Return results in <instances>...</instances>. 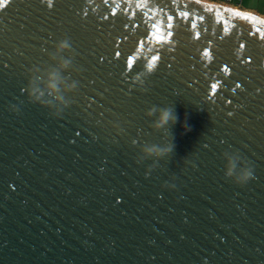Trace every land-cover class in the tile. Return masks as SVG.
Segmentation results:
<instances>
[{"label":"water","instance_id":"1","mask_svg":"<svg viewBox=\"0 0 264 264\" xmlns=\"http://www.w3.org/2000/svg\"><path fill=\"white\" fill-rule=\"evenodd\" d=\"M64 59L67 106L31 102L29 78ZM163 109L178 122L157 128ZM0 264H264V18L205 0L0 10Z\"/></svg>","mask_w":264,"mask_h":264},{"label":"clouds","instance_id":"2","mask_svg":"<svg viewBox=\"0 0 264 264\" xmlns=\"http://www.w3.org/2000/svg\"><path fill=\"white\" fill-rule=\"evenodd\" d=\"M47 4L49 8L52 7L53 3ZM57 51H64L71 47L68 39H63L58 42L57 44ZM55 59V57H53ZM71 61L68 59H64L58 68H54L51 71L46 72L45 75H35L33 77L29 78L28 85L24 89L25 92H27L29 99L33 103H40L46 107H54L52 101H55L56 104H62L67 106V102L64 99V96L61 95V85L66 84V81L62 77V69H66L69 67ZM34 72L39 73V69H33ZM149 71L154 72L153 69H149ZM76 87V83L73 82L71 84H67V89L72 90ZM51 97V100L45 101V96ZM62 111V109H57V112L55 113L57 116H59V113ZM154 111V110H153ZM171 122L172 124H175L178 122V116L173 112L171 109H163L160 113L158 122L156 123L155 127L160 128L165 126ZM186 127V130H190L187 128L186 123L184 125ZM172 148H166V149H159L155 146L146 149V152L148 154H166L168 152H171ZM237 168V160L235 159H229L228 166H227V172L226 175L229 177L235 176V182L241 186L248 183L251 179L254 178L253 169L251 167H243L241 168L240 172L236 173Z\"/></svg>","mask_w":264,"mask_h":264},{"label":"crops","instance_id":"3","mask_svg":"<svg viewBox=\"0 0 264 264\" xmlns=\"http://www.w3.org/2000/svg\"><path fill=\"white\" fill-rule=\"evenodd\" d=\"M209 2L223 3V0H205ZM229 5L243 11L254 13L264 18V0H233Z\"/></svg>","mask_w":264,"mask_h":264},{"label":"snow or ice","instance_id":"4","mask_svg":"<svg viewBox=\"0 0 264 264\" xmlns=\"http://www.w3.org/2000/svg\"><path fill=\"white\" fill-rule=\"evenodd\" d=\"M91 2H92V0H89V3H91ZM104 2H107V0H104ZM10 3H11V0H0V10H4L7 6L10 5ZM48 3H53V0H48ZM237 15H239V14H237ZM105 18H107V17H105ZM169 19H171V17H169ZM245 19H250V18L249 17H245ZM193 27H195V25H193ZM243 47H244V44L241 43L240 46H239V49L243 48ZM119 54L120 53H117V55H119ZM203 56L204 57H208L209 53L207 51H204ZM155 59H157V58L153 57L154 61H155ZM128 66H131V61H128ZM149 68H151V65H149ZM224 70H228V68L225 66ZM218 83H219V81H217L215 84L212 85L213 91H215L216 86H217Z\"/></svg>","mask_w":264,"mask_h":264},{"label":"built area","instance_id":"5","mask_svg":"<svg viewBox=\"0 0 264 264\" xmlns=\"http://www.w3.org/2000/svg\"><path fill=\"white\" fill-rule=\"evenodd\" d=\"M233 0H223L224 4H230Z\"/></svg>","mask_w":264,"mask_h":264}]
</instances>
